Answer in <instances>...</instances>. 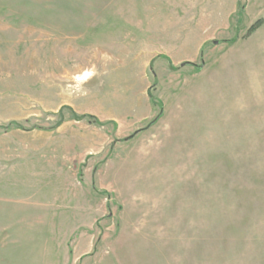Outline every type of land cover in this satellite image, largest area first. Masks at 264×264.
Wrapping results in <instances>:
<instances>
[{
    "label": "rangeland",
    "instance_id": "rangeland-1",
    "mask_svg": "<svg viewBox=\"0 0 264 264\" xmlns=\"http://www.w3.org/2000/svg\"><path fill=\"white\" fill-rule=\"evenodd\" d=\"M0 264H264V0H0Z\"/></svg>",
    "mask_w": 264,
    "mask_h": 264
},
{
    "label": "clouds",
    "instance_id": "clouds-1",
    "mask_svg": "<svg viewBox=\"0 0 264 264\" xmlns=\"http://www.w3.org/2000/svg\"><path fill=\"white\" fill-rule=\"evenodd\" d=\"M95 73L93 72V71H86L84 74H83V76H77V77H75V79L77 80V81H82V80H84V79H87V78H89L90 76H92V75H94Z\"/></svg>",
    "mask_w": 264,
    "mask_h": 264
},
{
    "label": "trees",
    "instance_id": "trees-1",
    "mask_svg": "<svg viewBox=\"0 0 264 264\" xmlns=\"http://www.w3.org/2000/svg\"><path fill=\"white\" fill-rule=\"evenodd\" d=\"M261 22H262V21H260V20L257 21V22L251 27L250 30H251V31L255 30L258 26H260Z\"/></svg>",
    "mask_w": 264,
    "mask_h": 264
}]
</instances>
